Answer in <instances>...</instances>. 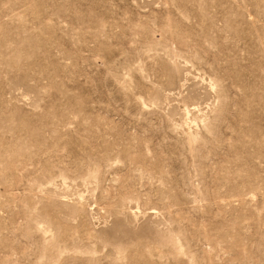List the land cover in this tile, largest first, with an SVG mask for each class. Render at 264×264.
<instances>
[{
	"label": "rangeland",
	"instance_id": "1",
	"mask_svg": "<svg viewBox=\"0 0 264 264\" xmlns=\"http://www.w3.org/2000/svg\"><path fill=\"white\" fill-rule=\"evenodd\" d=\"M0 264H264V0H0Z\"/></svg>",
	"mask_w": 264,
	"mask_h": 264
}]
</instances>
